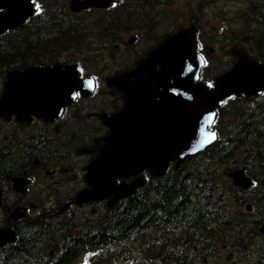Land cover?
Listing matches in <instances>:
<instances>
[{
    "label": "trees",
    "instance_id": "obj_1",
    "mask_svg": "<svg viewBox=\"0 0 264 264\" xmlns=\"http://www.w3.org/2000/svg\"><path fill=\"white\" fill-rule=\"evenodd\" d=\"M34 1L39 12L23 26L0 36V85L15 68L76 62L84 74L98 76L96 101L91 106L103 110V105L113 100L122 104L119 95L115 93V100L110 94L103 68L115 56L109 67L113 71L131 66L143 55L142 49H131L118 57L114 44L127 32L143 33L159 11V3L117 0L112 10L78 15L69 10V0ZM263 10L250 8L246 16L250 13L251 17L240 18L237 32L255 42L254 57L259 60L264 59V22L258 18ZM206 77L202 72L201 80ZM247 104L232 100L218 108L214 125L218 139L214 143L179 168L170 166L163 177L147 173L144 186L111 207L99 202L86 212L80 209L50 223L42 215L34 218L32 206L30 217L10 222L3 215L12 208L6 200L7 206L0 207V227L11 224L17 239L0 250V264H71L80 256H84L83 264H220L224 245L249 246L258 239L264 222V98L259 102L258 119ZM70 115L64 123L0 131L3 196L12 192V177L46 166L66 170L61 185L66 194L73 197L82 188L84 164L78 167L74 162L77 150L93 146L100 131L108 133L95 125L98 119H84L82 113L77 118ZM242 167L254 182L250 189L234 186L229 177ZM69 179L74 180L71 186ZM48 191L43 185L42 193ZM40 197L28 201L43 204ZM250 203L251 211L247 209ZM45 212L41 207L40 214Z\"/></svg>",
    "mask_w": 264,
    "mask_h": 264
},
{
    "label": "water",
    "instance_id": "obj_2",
    "mask_svg": "<svg viewBox=\"0 0 264 264\" xmlns=\"http://www.w3.org/2000/svg\"><path fill=\"white\" fill-rule=\"evenodd\" d=\"M111 0H72L74 12L91 7H108ZM0 35L14 29L36 12L31 0H0ZM196 28L186 27L166 36L137 66L109 80L126 99L123 109L113 116L100 114L110 135L104 138L99 156L87 167L88 187L76 197L78 205L105 200L109 205L132 195L145 185L140 175L165 174L174 161L178 165L212 144L216 133L209 131L215 109L231 98H253L264 92V63L237 52L239 59L231 70L215 80L214 86L199 81L203 64L197 53ZM92 78H81L76 64L56 63L31 66L8 74L0 99V115L30 122L32 116L51 122L76 98L90 95ZM139 175L128 183L117 181ZM234 185H252L245 169L230 175ZM13 188L25 194L29 183L23 177L12 179ZM26 217L16 209L12 220ZM16 241L11 228L0 230V248Z\"/></svg>",
    "mask_w": 264,
    "mask_h": 264
},
{
    "label": "flooded vegetation",
    "instance_id": "obj_3",
    "mask_svg": "<svg viewBox=\"0 0 264 264\" xmlns=\"http://www.w3.org/2000/svg\"><path fill=\"white\" fill-rule=\"evenodd\" d=\"M157 3H168L170 0H156ZM223 8H225V13H223V19H220L225 25L222 27V30L218 31L216 35H210L207 32H204L203 30L199 29V36H200V48H199V53L200 55L204 58L206 62V70H213V69H223L226 70L228 68H231V66L234 64L236 58L232 55L233 53V48L238 47V49H243L247 52H249L251 55H254V41L251 39L249 40L248 38H243L242 36L237 35L240 30V18L244 20H248L249 17H251L250 13L247 14V11L252 8V7H262L264 8V0H220ZM208 7L203 8L201 11H195V6L190 7L192 17L190 19L191 22H196V12H199L200 16V25L204 26L207 24V18H208ZM91 13H103L104 10H98V9H91L89 10ZM88 11V12H89ZM87 13V11H86ZM194 15V16H193ZM259 20L262 18L264 22V10L262 15H260ZM235 24H230L232 22H235ZM256 21V18H253V26L256 25L254 23ZM261 21V20H260ZM165 22H161L163 25ZM234 46L231 50V47ZM217 51L216 56L214 57L215 52ZM261 60H264L261 58ZM99 87V85H98ZM97 87V89H98ZM110 94L112 96L119 95V98L122 101V104H124V100L121 94L118 93V91L115 88H109ZM96 92L89 98H83L81 96H78L77 100L75 103L70 104L69 106L66 107L62 115L57 118L54 122L51 124L55 123H64L67 118L70 115V113L73 114V117L77 118L78 113H82V117L85 118H93V119H98L95 125H98L99 130L102 128H106L103 121L99 118L100 113H105L107 115H110L114 113L117 109L122 107V104H116L114 103V100L111 102H108L107 104L103 105V110L102 108H97L94 106H91V103L96 101ZM115 100H118V97L115 96ZM257 103V102H255ZM47 122L44 120L38 119V118H33L30 123H24V122H17L14 118L11 120L7 121L4 118H0V131L5 129H18L20 126L24 127H29V126H34L36 127L37 125H46ZM48 124V125H51ZM18 126V127H17ZM107 129V128H106ZM98 131V130H96ZM109 130L107 129V133ZM106 132L100 131L99 134H97L94 138V145L89 147V148H78L77 150V157L74 162H78V167H81L83 164L84 166L81 168L82 169V174H83V185L82 188L79 189L82 190L87 187L85 184V173H86V167L88 165V162L95 158L96 155H98L101 146H102V138L106 135H104ZM108 135V134H107ZM83 151V152H82ZM83 161V163H80ZM80 163V164H79ZM66 173V170L63 172L58 169V167L54 166H49L45 168H38L35 170H32L31 173H27L28 176H32L33 178L32 183L28 187V191L25 194V196H19L16 195L14 192H11L9 196H3V194L0 195V207H6V200H8L10 207L12 205L15 206L17 202H15V198L17 197L19 199V202H21L23 205H26L28 208H31L32 206H35L34 210L37 209V211L41 210V206L38 203H33L32 201H28L29 199H33L34 197L32 194L35 195H40L43 190V185L44 187L46 186L49 189L50 192V197L47 198L49 206H44L46 209H48L49 212H53V215H56V213L60 210H69L68 208L74 201L75 197L78 194L79 191H77L74 195V197H71L69 194H66L64 190H61L62 187L59 186L62 185V179H63V174ZM74 182V180H68V186H71V183ZM76 189V185H73ZM60 187V188H59ZM53 189L59 193L58 196L54 194L52 191ZM43 194V193H42ZM21 197V198H20ZM46 201V200H45ZM66 207V208H63ZM57 210V211H54ZM7 211L5 210L3 215H8ZM62 214V213H61ZM261 243H264V233L261 236ZM226 250V248H224ZM248 261L245 264H252V259L249 257H246Z\"/></svg>",
    "mask_w": 264,
    "mask_h": 264
},
{
    "label": "rangeland",
    "instance_id": "obj_4",
    "mask_svg": "<svg viewBox=\"0 0 264 264\" xmlns=\"http://www.w3.org/2000/svg\"><path fill=\"white\" fill-rule=\"evenodd\" d=\"M195 6V11H201L203 8L208 7L207 11L208 14H211L213 17L208 21V23L205 26V29L207 32H209L211 35H216L218 31L222 30V27L225 25L220 19H223V13H225V8H223L220 0H170L168 3H159V11L156 12L157 14L150 20L152 23L149 27L145 28L144 31L146 35L148 36H154L158 37L164 34L165 32L171 30L172 28H175L177 24L180 25H189L190 19L192 17V14L190 13V7ZM196 18L200 19L199 12L195 13ZM194 16V15H193ZM161 22H165L163 25ZM235 22H232L230 24H235ZM137 31V30H136ZM135 31L129 32L124 36L125 41L127 42V39L131 35H136L139 37V34ZM243 32H246L244 30ZM141 43L138 47V49H142L145 47H148L150 45H153L155 43V39L148 38L147 36H141ZM144 44H147L144 47ZM138 46V41L135 42V44L130 47L126 46L125 50H120V52H117L118 56L124 57L127 53V51L134 49ZM217 51L214 54V57L216 56ZM112 70L106 71V74L111 73ZM56 190V189H55ZM53 189V193L56 194V196L59 195L58 192H56ZM50 192H46L45 195H47ZM254 243V242H253ZM257 250H258V244H253ZM254 246H250L253 248ZM251 256V252L247 251L246 253H243L241 255H233L231 257H228L225 261V264H231V263H239V264H245L248 259L246 257ZM261 256V251H257L256 257L259 260V257ZM83 257H79L78 259H75L71 264H83Z\"/></svg>",
    "mask_w": 264,
    "mask_h": 264
},
{
    "label": "bare ground",
    "instance_id": "obj_5",
    "mask_svg": "<svg viewBox=\"0 0 264 264\" xmlns=\"http://www.w3.org/2000/svg\"><path fill=\"white\" fill-rule=\"evenodd\" d=\"M59 186L61 187L60 184H59ZM73 188H74V186L72 185V189ZM45 204H46V201L43 202L42 206L44 207ZM88 207H90V206H78V205H76V200H75L68 208H66V210L67 209H69V210H67V211L63 210L62 214H64V218H65V216H68L71 213H73V215H74V213H78L80 211V209H82L83 211H85V210H87ZM45 217L48 218V219L45 218L46 221H48L50 223H57L63 216H61V215H54L52 218L47 217V216H45ZM9 219L10 220H8V221L11 222L12 221L11 218H9ZM4 227H11L12 228V225L11 224H8V225H5ZM143 247L145 248V245L142 246V249H143ZM115 264H124V263L123 262H119V263H115Z\"/></svg>",
    "mask_w": 264,
    "mask_h": 264
}]
</instances>
